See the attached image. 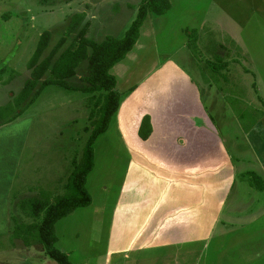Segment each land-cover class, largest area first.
Segmentation results:
<instances>
[{
	"label": "crops",
	"instance_id": "0c3cea01",
	"mask_svg": "<svg viewBox=\"0 0 264 264\" xmlns=\"http://www.w3.org/2000/svg\"><path fill=\"white\" fill-rule=\"evenodd\" d=\"M80 1L49 0V5L64 4L67 23L73 15L81 16L79 29L84 24L88 26L85 22H88L89 12L79 5ZM168 1L170 9L167 13L148 15L131 51L109 71L121 97L113 117L116 126L109 129L110 122L105 133L114 140L110 141V146L121 149L126 158L121 187L111 205L113 209L107 234L108 238L111 237L108 243L110 253L115 252L116 255V249L122 245L125 260L130 264H145L148 259L145 252L160 264H182L183 261L198 264L197 260L203 258L205 264H214L218 259L222 264H264V225H258L257 218L264 214V208L252 212L250 203L239 197L228 204L237 178L242 179L243 190L264 192V184L258 182H264V109L257 114V119L245 134L247 146L242 148L233 141L232 148L229 147L203 104L198 82L172 58L164 61L156 58L149 45L156 46L152 44L159 32L155 19L163 20V23L172 20V8L175 12L181 6L182 12L193 20L191 26H183L181 22L172 26H182L181 31L173 28L174 32L197 28L202 33H205L207 19L210 21L212 7L216 8L212 13L216 12L218 21H224L221 13L225 7L237 8L240 21L233 22L234 29L240 32L241 37H251L250 56L235 42L234 36L232 39L222 28L220 33H226L232 40V51L217 47L213 54L218 57L213 60L219 62V68L210 70L213 63L208 57L205 64L198 63L194 70L222 76L225 81L229 80L230 65L235 64L232 70H240L241 80L250 70L254 71L251 87L256 93H261V97H257L258 107L264 104V0H232L230 3L227 0H176L177 4L174 0ZM36 2L45 5L41 0ZM2 7L0 0V43H6L14 39L13 34L4 32L14 22V14L6 15ZM211 28L208 29L211 31ZM166 35L165 30L161 31V38H167ZM246 61L250 68L241 67V62ZM133 73L136 76L132 77ZM5 84H0V96L3 91L8 92L7 102L0 104L1 107L16 96ZM246 155L251 160H247ZM108 164L112 169V161ZM244 168L247 169L246 180L240 174ZM13 169L14 165L10 168L11 175ZM112 173L110 175H114L115 168ZM2 179L0 192H8L13 176ZM102 190L97 195L98 201L100 197L106 200V189ZM3 197L0 196V215ZM91 202L94 203L93 198ZM244 242L253 245L260 242L262 249L246 258L228 254L227 250L241 247ZM203 249L209 253L202 254L200 250ZM132 253L134 257L130 258L128 254Z\"/></svg>",
	"mask_w": 264,
	"mask_h": 264
},
{
	"label": "rangeland",
	"instance_id": "374dc122",
	"mask_svg": "<svg viewBox=\"0 0 264 264\" xmlns=\"http://www.w3.org/2000/svg\"><path fill=\"white\" fill-rule=\"evenodd\" d=\"M1 1L3 12L6 15L14 14L11 27L4 30L13 34L14 39L0 43V84L6 83V87L10 89V92L13 91L15 96L29 77L26 66L36 49L40 34L50 32V44L53 45L65 33L69 22H66L63 11L67 7L59 3V5H49V0H41L44 6L39 5L36 0ZM140 1L81 0L79 5L89 11L84 37L96 44L106 39H121L135 18ZM227 1L230 3L232 0ZM174 2L177 4L176 0ZM215 9L211 8L210 21L207 19L205 33H202L197 28L195 30L185 28L182 32H174L173 28L175 31H181L183 23V26H191L193 20L182 12L181 6L176 8L175 12L172 8L174 13L172 20L163 23V20L155 19L156 29L159 32L155 34V43L152 41V44L156 46L154 48L151 43L149 45L156 58L160 61L172 58L187 75H191L198 82L203 94V104L220 136L229 147L232 148L231 142L234 141L243 148L244 145L247 146L246 132L257 119V114L264 109L263 103L257 107V97H261V93H256L251 87L254 71L250 70L245 77L242 76L243 80H241L238 74L240 70H232L235 64L230 65L227 75L229 80L225 81L222 80V76L215 77L206 71L194 70L198 63L205 64L208 57L212 58L213 63L210 70L214 67L213 70L219 68V62L213 60L218 56L213 53L217 47H223L228 52L232 51L233 43L227 34L232 39L234 36L235 42L250 56L251 37L249 35L241 37L240 32H235L236 29H234L233 22L239 20L237 8L232 9L230 5L225 7L224 12L221 13L224 21L217 20L216 12L212 13ZM180 22L181 25L178 28L172 27ZM210 27H213L211 31L208 29ZM222 28L228 33H220L223 32ZM164 30L167 38L160 36L161 31ZM47 53L48 51L44 55ZM228 61L232 64L230 60ZM240 65L243 68H250L248 62H241ZM87 68L88 60L85 59L76 69L78 78L68 82L73 89L65 90L48 86L33 103L27 104V101L18 108L15 112L18 116L14 121L8 124H2L0 121V179L3 178L4 181L13 176L12 191L0 192L1 197L4 195L0 215V264H56L45 255L41 245L30 242L27 246L21 239H15L13 221L16 224L34 222L18 208L20 201L40 200L46 196L50 202H53L57 196L65 193V185L73 170L72 163L81 159L85 143L92 131L88 119L91 107L90 97L82 93L81 89L85 83L79 79L87 75ZM241 72L244 73V71ZM133 76L136 74L133 73ZM224 78L226 79L225 76ZM6 94L8 92H2L0 104L7 102ZM13 101L14 97L10 103ZM115 126L113 118L109 129ZM110 141L114 142L111 136L104 133L93 144L95 161L85 188L91 200L94 199V203L91 204V202L89 207L76 209L72 214L59 220L54 227L57 237L56 247L64 252L73 264L87 261V264H108V262L130 264L129 260H125L126 253L123 252L122 245L116 249V255H114L115 252L110 253L111 248L108 245L111 238L107 237L113 209L111 205L120 190L123 164L126 160L124 152L121 149L117 150L116 146L111 147ZM249 157L246 155L247 160H251ZM11 161H13L12 164H10ZM108 161H112L114 165L112 169ZM13 165V175H11L10 168ZM114 168V175H110L113 174ZM246 170L244 168L240 173L244 180L248 177ZM258 182L264 184L262 180ZM242 187V179L237 178L228 200L229 205L239 197L250 203L249 209L252 212L264 208V192L259 190L250 192L247 189L243 190ZM103 188L106 189V200L103 201L100 197L98 201L97 195L103 191ZM249 194L251 195L247 197ZM257 218H259L258 225H264V214L258 215ZM78 224H80L79 227ZM110 228L112 229V224ZM116 230L122 232L121 228ZM105 242H107L106 247ZM261 249L260 242L257 245L244 242L241 247L231 248L227 252L238 258H246L254 252H260ZM200 252L207 254L209 250L203 249ZM128 255L130 258L134 257L133 253ZM144 255L148 258L145 264H160V261L156 262L148 252ZM192 256L189 258L191 259ZM197 263L205 264V259L197 260ZM182 264L187 263L183 261ZM188 264L191 262L188 261ZM214 264L222 263L218 259Z\"/></svg>",
	"mask_w": 264,
	"mask_h": 264
},
{
	"label": "trees",
	"instance_id": "16d2710c",
	"mask_svg": "<svg viewBox=\"0 0 264 264\" xmlns=\"http://www.w3.org/2000/svg\"><path fill=\"white\" fill-rule=\"evenodd\" d=\"M170 9L168 0H141L136 16L119 40L106 39L96 44L84 37L86 25L77 28L81 16L73 15L65 33L50 44V32L40 34L36 49L26 68L29 77L22 89L14 97L13 103L0 107V121L8 124L14 121L18 108L27 102L33 103L48 86L60 89H73L68 83L77 79V67L88 60L87 75L80 77L85 83L82 93L89 95L90 120L92 131L85 143L81 159L72 163L73 170L65 185V193L50 202L43 199L22 200L18 208L34 222L16 224L13 221L15 239L25 245L30 242L42 246L45 255L56 264H73L68 256L56 247L55 224L78 208L90 205L91 198L86 190L87 177L93 169V144L104 134L116 114L121 94L115 88V79L110 69L124 59L137 41L139 29L145 18L150 15H164ZM48 51L46 55L44 53ZM27 106V105H26Z\"/></svg>",
	"mask_w": 264,
	"mask_h": 264
}]
</instances>
